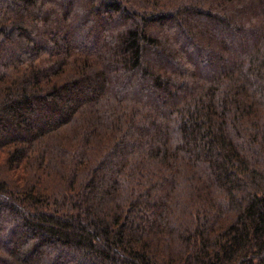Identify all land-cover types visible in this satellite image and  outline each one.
<instances>
[{
    "label": "trees",
    "instance_id": "1",
    "mask_svg": "<svg viewBox=\"0 0 264 264\" xmlns=\"http://www.w3.org/2000/svg\"><path fill=\"white\" fill-rule=\"evenodd\" d=\"M0 264H264V0H0Z\"/></svg>",
    "mask_w": 264,
    "mask_h": 264
}]
</instances>
